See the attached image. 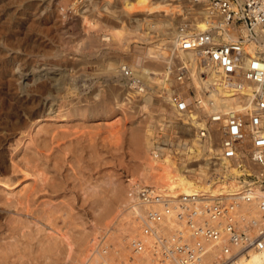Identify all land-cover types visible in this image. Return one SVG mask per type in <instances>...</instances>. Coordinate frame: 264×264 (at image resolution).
<instances>
[{
  "label": "bare ground",
  "instance_id": "obj_1",
  "mask_svg": "<svg viewBox=\"0 0 264 264\" xmlns=\"http://www.w3.org/2000/svg\"><path fill=\"white\" fill-rule=\"evenodd\" d=\"M68 2H69V0H59L56 4L57 11H59V9H58L59 7H62L61 13L64 14L63 9L65 11L64 6ZM167 2H168V4H167ZM114 3H116L120 6L119 11H113L112 10L113 8H115V6L113 5ZM88 4H91L93 6V10L91 9L92 10L91 12H89L88 14H85V11L83 8H87ZM161 4L167 5V7H162L163 8L162 9L163 14H161V12L159 13V11L156 13L153 11V13H155V14H152L153 18L151 20L148 18L145 19V17H144V21L142 23L138 24L139 27H142V29L140 28L142 30V32H141V34L138 35L139 37H142V40L147 41L148 39H150L149 33H150L151 29L154 32H159L161 34L160 36H162L160 38V41H162V42H160L159 44L157 43L156 45L152 46L154 49V51H152V53L143 54V52H142L143 58H147L150 61V62L148 61L150 64H148L147 67H142V69L140 70V69H137L135 66H133V64L128 63L129 61L126 62L124 60L123 61L121 60L120 62H118L116 64L112 61L107 60L105 72L107 71V74L110 76L112 74L117 75V77H115L116 78L115 81L116 80L118 81L120 77H123L124 69H126V67H128L131 70L132 76H135L136 78L139 79V83H138L136 90L134 92H136V94H138V95L135 94L136 99H137V101L142 102L141 108H144V109L147 106H150L149 103L152 102L151 97H152V95L154 96V93H152L153 88H151L150 83L155 84L157 82V85H160V87L161 86L163 87L162 89H160L161 94L163 92V94L165 96H167V94L169 92L171 93V95L169 97H167L168 98L167 100L168 101L170 100V101H169V103L167 102L168 104L165 103V104H167L166 105L167 107L165 108V110L167 111V115L171 118L170 120L173 119L174 123L170 122L173 124H175L177 122L181 123V120H183V122H185V120H186L187 123L193 125L194 127L198 126L194 117H191L189 119H181L175 110V98L177 97L176 94H180V93L184 92V90L190 85L195 87V93H196L195 98H196V100H198V102L195 103V105H197V107H199L197 109V115H200V113L207 115L206 113H208V115L211 116L212 114H215L217 112H225V111L230 110V109H236L240 112H243L244 114L249 113L248 111L251 108V102H250L251 97H252L251 92H252L253 88L251 86H245V85L242 88H239V90H240L239 92L241 94H243L244 96H247L246 99H243L242 102H239L238 101L239 100V98H238L239 94L236 93L233 83L230 84L229 81H227V80H225V78H223V75H222L223 73L218 69V67L211 66L210 64L203 66L202 62H199L196 59L193 51H188V50L187 51H179L177 48L178 37L179 36L183 37V35L179 34V30L178 29L176 30V28H174V30L172 32H170V28L173 26V23L170 21L171 19L169 17H172V14H174V13L177 14L178 12H180L179 7L182 6L181 4H185V5L191 4L190 8L189 9L187 8L186 11L184 12V13L188 12L189 14H191V17H193V20H192L193 24L188 23L186 25L187 31H194L196 33L197 32L198 33L204 32V30L206 31L207 30L206 28H208V24L213 23L215 17H212L211 15H209L210 16V18H209V16H208L209 13L207 12L208 10L204 4H202L196 0H79L76 4H72V6H70V7H71V11H73L74 13L78 12L79 22L81 24L80 31L83 32V34L86 36V39H87L86 40L87 44L84 47H86V48L90 47V46L93 47L94 45L102 47L104 45H107L108 47H110V46L111 47H110V50H107V51L105 50L106 53H110V52L114 53V49H115L114 46L115 45L117 48L119 47L118 49H120L121 47H124L123 45L128 40V37H129L128 35L130 33V30H131L123 22V19H121L120 14L122 13L123 16H124V14L128 16V15H130L131 11L135 8H139L140 10L145 12V11H147V7H149L150 5L153 6V8L160 10ZM80 5H81V7H80ZM82 9H83V11H82ZM102 9L109 13L108 14L109 17H112L113 19L117 20V21L113 20L115 26L111 25L110 27L109 26L106 27L105 25H103L105 28L100 27V26H99V28H97L98 25H96V24H98L99 21H97V17L95 18V16H96L95 12H96V10L100 11ZM60 10H61V8H60ZM89 11H90V9H89ZM216 24L217 23H215L214 25H216ZM92 29L94 32H97V33H98L97 30H103L104 31V33H101L102 36L97 35V37H99L98 39L100 40V41L97 40V44L94 43L95 38H94V34H92L93 32H91ZM105 29H107V30H105ZM97 33H95V34H97ZM163 35H166V36H163ZM186 36H189V35H186ZM233 36H234V33L229 34V33L224 32L223 37L221 39H214V40L216 41V43L221 44V43H224L225 41H229V39L233 38ZM167 38H169V40L166 41ZM95 41H96V39H95ZM101 41H103V42L105 41V43H103V42L100 43ZM93 43H94V45H93ZM252 45L253 44L249 42V43H246L244 47L246 50L249 51V50H251V48H253ZM8 47H9V45H8ZM174 49H177V53L179 54L180 58L185 59V60H187V63H190L187 65L188 67L190 66L189 68L192 71V73H190V75H191L190 81H185V82L180 83L176 79L174 80V76L171 73L170 68H169V66L171 64L170 58L173 55ZM86 51H85V53H86ZM98 51H97V53H98ZM138 51H139V49L136 48V46H134V50L132 51V53H135ZM90 52H92V51L90 50ZM127 52H131V51H127ZM129 55L132 56V54H130V53H129ZM133 55H135V54H133ZM135 56H138V55H135ZM136 59L138 61H140V58H136ZM85 62H87V61L85 60ZM55 63H52V64L57 65V68L48 67V68L38 69V66H37L36 69L31 68L28 72H24V69H22V67L21 68L16 67L17 69H14L12 66H10V68H6L8 70H4V72L1 73V75H0V172L4 171L6 174H8L10 172V171L8 172L9 166L6 167L8 164L5 165L7 160L5 162V159L3 156V153L6 151H4V150H3L4 152L1 151V148L4 146L3 145L4 142H6L8 139L6 136L7 131H10V130L13 131L16 128L18 130L25 128L28 131L30 129L31 125L33 126V124L37 118L43 117V116L44 117L49 116L50 112H54L56 110V107L59 106V105L56 106L57 100L54 101L53 97H49V92H51L50 90L54 89V91L58 90V92L60 93L59 89L61 87H64L65 77L67 75L65 76L64 73H62V70H65V69H60V64H58V63L55 64ZM61 66H63V65H61ZM93 68H95V67H93ZM153 70L156 71L155 74L157 72H159L160 75H162L163 79L162 80H155V79L151 78L150 77L151 73H149V72L153 71ZM201 70H203L205 72L206 77L201 78L199 76V72ZM67 77H69V76H67ZM193 82H194V84H197V86L194 85ZM237 82H238V80L234 81L235 84ZM169 85H171V89L169 88ZM141 86H142V88H141ZM69 89H70V87H68L66 90V93H63V94L64 95L68 94ZM111 91H112V88H111ZM55 92H57V91H55ZM124 92L130 93L129 89H127V88L124 89ZM109 93H110V91H109ZM111 94H112V92H111ZM186 97L190 100V98L188 96H186ZM116 98L117 97H115V99ZM73 102H74V100H73ZM101 103L102 102H100V104ZM57 104H61V103L58 101ZM76 104H78V103H75V105ZM105 104H107V103H105ZM73 106L74 105H72V106L70 105V107H73ZM103 106H104V103H103L102 107ZM106 106H108V105H106ZM77 107H78V105H77ZM77 107L70 108L68 111L69 112L73 111L72 113H74L77 110L79 111V109ZM97 108L98 107H96V109ZM85 109H86V107H85ZM85 109H83L84 110L83 112H85ZM103 110H104V108H103ZM163 110H164V108H163ZM98 111H100V110H98ZM112 111H114V108L110 106L108 109V113L110 114V113H112ZM65 112H66V110H65ZM78 113L81 116L80 111ZM148 115H150V114H148ZM162 118L163 117L161 114V117H158V120L159 119L162 120ZM164 118H166V117H164ZM164 118H163V121H160V122L165 123L166 121L164 120ZM167 119H169V118H167ZM150 122H151V124H150ZM110 127H111V125H110ZM154 127L155 126H153L152 121L148 120V121H145V124L143 125L142 129L140 127H136L131 134L132 146L136 152V159L138 160L137 161L138 163H137L136 169H135L136 176L134 178L129 179L126 186L122 185L123 187H120L119 185L121 183L118 184V188L114 187L115 184L112 185V182H108V183L105 182L107 186L102 187V192H103L102 194H104L103 197H100L98 195L100 193H98V192L95 193L93 191H90V193H88L89 194L88 198L91 199V201H92L91 203L99 205L100 211H98V212H97V210H96V212L94 211V213L92 215L93 219L91 221H89L90 223L88 225L86 224V222L85 223L81 222L83 232L79 233L78 237L75 238V237H72L71 235L64 234L63 238L66 241L64 243V249H63L62 253L59 252L60 255L62 254L61 259L55 258L52 260V258L50 256L51 254H55L53 252L55 250H57L56 244L54 246L49 245L47 248L42 249V252L40 253L39 256L46 262L45 264H118L121 260L124 262V264H154V261H156V258L154 256H152V254L148 250L149 245H152L153 236H152V234L148 235V234H145L143 232V228H144L143 221H144V218H146L148 212H159V213L162 212V209L164 208V204H162L160 202L159 198L165 199L166 202L169 203V208L172 211L170 214L173 215L174 212H173V208L171 207V204L177 203V200L179 199V196H181V195L182 196H190V195L200 196V195H204V194L210 195V196L222 195V196H231L229 198V199H231L233 197L232 195L237 194L239 192L240 184L238 182L237 177H235V174H237L238 170L234 169L233 166H231V168H229V166L231 165V164L229 165V162H225V164L229 165V166H227L224 169L222 168V170L220 171V174L222 177L221 180H216L214 177H209V175L206 174L205 168H204L206 162H197L198 165H197L196 172H193L191 174L189 173L190 171L188 170V163L196 161L202 157L203 158L206 157V156L204 157L206 147L204 146V144L202 143V140L197 135L196 130L190 129L189 126L187 125L186 128L188 131V135L186 134L187 136H184V137H182V135H181V139L179 141H177L176 147L174 148V150L176 152L172 153V150L169 149L170 147L160 146L159 144L154 143L159 138L157 136V134H155V131L153 130L156 128V127L155 128ZM25 129H24V131H25ZM55 131L57 132V130H55ZM14 132L15 131H13V133ZM41 132L47 134V136H45L43 134L44 137L40 140L39 143H37V138H35V137L32 138L30 136L28 137L30 139V140L28 139L29 143H31V145H33L34 148H36L38 153H40L43 150L42 148L47 146V144H48V146L46 147L47 150L45 149L46 152H48L52 148L57 147L56 149H58L60 147L58 145L55 147L52 146V144H55V143L57 144L59 142L58 140H57L58 142L54 141V137L57 136L56 133L53 134L52 130H51V132H47L43 129V127L38 128V133H41ZM68 132L70 133V131H68ZM76 133L77 132L75 131V133H72V135H74V134L76 135ZM27 134H28V132H26V135ZM168 134H170V133H168ZM168 134L166 135L167 138H169ZM10 136H12V135H10ZM67 137H69V136H67ZM67 137H65V138H67ZM71 137H73V136H71ZM68 140H69V138H68ZM110 140H112V139H110ZM70 141H72V138L70 139ZM73 141H74V139H73ZM167 142L170 143L171 145H173V143H174V142L171 143L169 141H167ZM8 143H10V142H8ZM29 143L25 145L26 148H24V149L28 150L27 145H29ZM88 143H89V141H88ZM70 144H73V142ZM17 146H18V144H17ZM71 148H73V147H71ZM80 148H82V147H80ZM15 149H17V148H15ZM36 150L34 149V151H36ZM57 151H58L57 153H61V151L59 149ZM46 152H44V153H46ZM66 152H67V149H66ZM27 153H28V151H27ZM41 154L42 153H40V156H41ZM62 154H64V153H61V155ZM45 155H47V154H45ZM67 155L69 156V154H67ZM81 155H83V154L81 153ZM73 156H74V154H73ZM48 158H46V159H48ZM62 158H63V156H62ZM62 158H61V160H62ZM75 158H76V156H75ZM24 159L26 160L25 155H24ZM24 159H22V160H24ZM37 159H38V156H37ZM46 159H44V160H46ZM68 159H71V158H68ZM65 160H66V158H65ZM32 162H33V160H32ZM80 162L82 163L81 160H80ZM39 163L42 164L41 161ZM25 164H26V162H25ZM34 164H36V163H34ZM34 164L32 165L33 167L35 166ZM45 164H47V162H45ZM36 165L38 166L39 164H36ZM59 165H61V164H59ZM77 166H78V164H77ZM34 168L37 169V167H34ZM59 168H60V166H59ZM14 169H16V167ZM54 169H56V168H54ZM12 170H13V167H12ZM25 170H27V169H25ZM69 170H70V168H69ZM72 170H73V168H72ZM39 171H41V169ZM49 171H46V172H49ZM79 171L81 173V170H79ZM187 171H189V172L186 173ZM198 171H200L202 173L201 176L197 175ZM46 172H44V173H46ZM31 173L34 174V172H31ZM0 174H2V173H0ZM36 174H38V170H37ZM61 174L62 173H60V175ZM44 175L48 176L47 173ZM83 175H84V173H83ZM40 177L42 178V175ZM7 178L8 177H6L4 179V178L0 177V184L8 185L9 180H11V182L14 180V178L10 177V175H9V179H7ZM46 178H44V179H46ZM55 178H56V176L54 174V178H52V180ZM58 180H60V179L58 178ZM66 180H68V179H66ZM62 181H63V179H62ZM84 181L87 182L86 179ZM92 181L93 180H91V182ZM212 181H213V183H212ZM15 182L17 183V181H13V184ZM91 182H89V186H90ZM35 183H36V181H35ZM69 183H70V180H69ZM38 184H41V183L38 182ZM56 184H57V182H56ZM62 185H61V188H62ZM29 186L31 187L32 185L30 184ZM142 186H144V190L141 189ZM40 187L42 188V186H40ZM66 187H68V186H66ZM66 187H64V188H66ZM22 188L24 190V186ZM64 188H62V189L65 191L66 189H64ZM70 188H71V186H70ZM76 188H78V187H76ZM29 189H32V188H28V190ZM78 189H80V188H78ZM78 189H73V190H75V192H77L76 190H78ZM27 191H25V193L28 196ZM53 191H51L50 193H52ZM80 191H81V189H80ZM142 191H144L143 195H146L145 199H142V197L140 195ZM11 192H13V191H11ZM32 192H33V190H32ZM32 192L30 193L29 196H32L31 195ZM44 192H45V190H44ZM48 192H49V190H48ZM54 192H57V191L55 190ZM85 192H86V190H85ZM37 193L39 194L38 190H37ZM18 194H19V192H18ZM18 194H16V196ZM35 194H36V192H35ZM27 196L24 197L23 199H21L23 196H20V200L18 199V201H15V199H13V200L15 201V203L18 202L17 204L23 205L22 203H24L23 207L29 208V202L30 201L28 202V200H30L31 198L30 197L28 198ZM34 197H35V195H34ZM63 197H65V196H63ZM98 197L101 198L100 203L98 201ZM12 198H14V197H12ZM7 200H10V199H8V197H7ZM13 200H10L11 204H12ZM37 200H34L33 202H35V201L38 202ZM68 200H70V199H68ZM3 201H4V199H3ZM4 202H6V201H4ZM43 202H45V201H43ZM63 202L65 203V201H62V203ZM69 202L70 201H68V203ZM48 203H49V201H48ZM91 203L89 205H91ZM11 204L10 203L7 204L6 205L7 208H9L8 206H10ZM69 204H71V202ZM69 204L67 206H69ZM100 204H102V205H100ZM2 205L3 204H1V206ZM64 205H66V204H64ZM33 206H36V205H33ZM46 206H47V204H46ZM59 206L57 205V206H55V208L56 207L59 208ZM5 207H4V209H5ZM99 207H97V208H99ZM32 208H34V207H32ZM60 208H62V207H60ZM253 208H255V206L250 207L249 205H245L244 203H241L239 206V209H238V213L243 215V216H246V215L248 216V215L255 212ZM0 209L2 210V208H0ZM9 209H11V208H9ZM9 209H5V210L8 211ZM14 209H16L15 205H14ZM1 210H0V212H1ZM58 211H60V209ZM21 212L16 211V212H12V214L13 213H19L20 214ZM25 212H26V210H25ZM34 212H35V210H34ZM23 214H25L24 211H23ZM27 215H29V214H27ZM14 216L16 217V214H14ZM37 216L35 217V219L38 218ZM52 217H54V216H51L50 218H52ZM59 217H61V216H59ZM22 218H24V217H21V219ZM4 219H6V218L4 217ZM19 219H20V217H19ZM45 219L48 220V217H46ZM27 220H28V218H27ZM161 220H164L166 223V219H161ZM161 220L157 221L155 223H152V225L155 226L157 232H160L161 234H163L166 239L170 238L174 233H176V230L181 227V225L179 223H176L174 221L173 222L170 221V219H168V217H167L168 223H166V224L164 222H162ZM2 222L3 221H1V216H0V232H1L2 228L6 226L7 229L6 228H4V229H6L9 232L8 237H10V238H13L14 234L18 233L22 228L25 229V227H26V225L22 222H21L22 224H21L20 228H18L17 222H14V221L12 222L10 220L7 222L6 225H4L5 223H2ZM27 222L30 223L29 221H27ZM32 223H30V224H32ZM74 223L76 224V222H74ZM36 224H38V223H36ZM76 226H78V225H76ZM24 229H23V232H24ZM28 229H26V230H28ZM59 232L60 231H58V233ZM69 232H71V231H69ZM0 235L2 236V234H0ZM35 235L36 234H34V236ZM31 236L34 237L33 235H31ZM39 236H37V237H39ZM15 237L18 238L17 236H15ZM16 238H14V239H16ZM137 240H139L143 244V248L139 252H134L132 250L130 244L132 243V241H137ZM17 241L24 242V241H22V239L17 240ZM36 241H38V239H36ZM26 243L27 242H25V244ZM34 248H35V246H34ZM28 249L27 248L24 249V250H26V252L20 254L19 255L20 258L25 256V255L27 256L28 254H30V256H31V253H29L30 251ZM16 253H20V249L18 248L17 244L10 243V244L0 245V264H5L6 260L9 258V256L13 257L12 254H16ZM130 257H132L133 259L129 263L128 261H129ZM34 258H36V256ZM30 259H33V258H30ZM34 261L36 262V259ZM262 263H264V257H262L260 254H255V253L251 254L249 257H246L240 261V264H262Z\"/></svg>",
  "mask_w": 264,
  "mask_h": 264
},
{
  "label": "rangeland",
  "instance_id": "obj_2",
  "mask_svg": "<svg viewBox=\"0 0 264 264\" xmlns=\"http://www.w3.org/2000/svg\"><path fill=\"white\" fill-rule=\"evenodd\" d=\"M58 1L59 0H0V75H1V73L4 72V70H8L6 68H10V66H12L14 69L22 67V69H24V72H28L31 68L36 69L37 66H38V69L48 68V67L57 68V65L52 64V63L56 62V63L60 64V69H65V70H62V73H64L65 76L66 75L69 76V77H67V76L65 77V85H64V87H61L59 89L60 93L58 92V90H55V91H57V92H55L54 89L50 90L51 92H49V97H53L54 101L57 100L56 106L59 105L62 109L58 106V107H56V110H55L56 112L55 111L50 112L49 116H46V117L43 116V117L37 118L35 120L33 126L31 125V127L28 131L25 128H22L20 130H18L16 128L13 130V131H15L14 133L12 130L7 131L6 136L8 139L6 142H4V144H3L4 146L2 145L3 147L1 148V151L2 152L6 151L3 153L5 162L7 160L5 165L8 164L6 167L9 166L8 172L10 171L9 173L8 172L7 173L10 175V177L14 178L13 181H17V183L15 182L13 184V181L11 182V180H9L8 185L0 184V203L3 204L2 205L3 207L0 204V208H2V210L0 209L1 210V212H0L1 221H3L2 223H5L4 225H6L7 222L10 220L12 222L13 221L17 222L18 228H20L22 223H24L26 225L25 229L22 228L18 233H16L17 235L14 234L13 238L8 237L9 232L6 230L7 229L6 226L2 228V230L0 232V234H2V236L0 235V245L15 243V244H17L18 248L20 249V253L12 254L13 257L9 256V258L6 260L5 264H26V263L27 264H45L46 262L39 255L42 252V249L47 248L49 245L54 246L55 244H56L57 250H55L53 252L55 254H51L50 256H51L52 260L55 258L61 259L62 254L60 255L59 252L62 253V251L64 249V243L66 241L63 238L64 234L71 235L72 237H75V238L78 237V234L83 232L82 231V223L86 222V224L88 225L90 223L89 221H91L93 219L92 215H93L94 211L95 212H96V210H97V212L100 211L99 205L91 203L92 201H91V199L88 198V196H89L88 193H90V191H93L95 193L98 192V193H100L98 195L100 197H103L104 194H102L103 193L102 187L107 186L106 183L112 182V185L115 184L114 187H117V188H118V184L121 183L119 186L123 187V186H126L129 179L134 178L136 176L135 169H136V165L138 163L137 162L138 160L136 159V152L133 149L132 142H131V134H132L133 130L136 127H140L142 129L143 125L145 124V121L151 120L153 123V126L156 127V128L154 127L155 129H153V130L155 131V134H157V129L160 127V125H162V124L163 125L164 124H173L174 123L173 119L170 120L171 118L167 115V111L165 110V108L167 107L166 105L170 101V100L169 101L167 100L168 99L167 97H169L171 95V93L169 92L167 94V96H165L163 94V92L161 94L160 89H162L163 87L162 86L160 87V85H157V82L155 84L150 83L151 88H153L152 93H154V96L152 95L153 98L151 97L152 102L149 103L150 106H147L144 109V108H141L142 102L137 101V99H136V96H135L136 92H132L131 90H129L130 93L124 92L125 87L121 83H119V81H117V80L115 81V79H116L115 77H117V75L112 74L110 76L107 74V71L105 72L107 60L112 61L116 64L118 62H120L121 60L122 61L124 60L126 62L129 61L128 63L133 64V66H135L137 69H140V70L142 69V67H147L148 64H150L149 63L150 61L147 58H143L142 52H143V54L152 53V51H154L152 46L156 45L157 43L159 44L160 42H162V41H160V38L162 36H160L161 34L159 32H154L151 29L150 33H149L150 39H148L147 41L142 40V37L138 36L142 32V30H141L142 27H139L138 24L142 23L144 21V17H145V19L148 18L151 20L153 18L152 14H155L158 11H159V13L161 12V14H163V10H162L163 8L162 7H167V5L161 4L160 10L155 9V8H153V6L150 5L149 7H147V11H145L146 13L143 12L142 10H140L139 8L133 9L131 11L130 15H128V16L125 14L123 16V14L121 13L120 14L121 19H123V22L127 25V27H129V29H131L130 33L128 35L129 36L128 40L123 45L124 47H121L122 49L121 48L118 49L119 47L117 48L115 45L114 46V48H115L114 53L113 52L112 53L111 52L106 53L107 50H110L111 46L108 47L107 45H104L101 47V46L94 45V43L97 44V40H99L98 39L99 37H97V35L102 36L101 33H104L103 30H97L98 31V33H97V32H94L92 29L91 32H93L92 34H94V38L96 39V41H95V39L93 38L94 39V43H93L94 46L93 47H91V46L87 47L88 49L86 47H84L87 44V41H86L87 39H86V36L83 34V32L80 31L81 24L79 22L78 12L74 13L73 11H71V7H70V6H72V4H76L79 0H69V2H68L69 4L67 3L64 6V8H65V11L63 9L64 14L61 13L62 7L58 8L59 11H57V9H56V4ZM167 4H168V2H167ZM113 5L115 6V8L112 9L113 11H119L120 10V6L118 4L114 3ZM181 5L182 6L179 7L180 12H178L177 14L174 13V14H172V17H169L171 19L170 21L173 23V26L170 28V32H172L174 30V28H176V30H177L179 24L184 22V21H188L186 24H188V23L193 24V21H192L193 17H191V14H189L188 12L184 13L187 8L188 9L190 8L191 4L190 5L181 4ZM80 7H81V5H80ZM60 8H61V10H60ZM88 8L90 9V11ZM83 9L85 11V14H88L89 12H91L93 10V6L91 4H88L87 8H83ZM83 9H82V11H83ZM153 11L155 13H153ZM95 13H96L95 18L97 17V21H99L98 24H96V25H98L97 28H99V26L104 27L103 25H105L106 27H108V26L110 27L111 25L115 26L114 21H117V20L113 19L112 17H109V15H108L109 13L107 11H104L102 9L100 11L96 10ZM105 30H107V29H105ZM95 33H97V34H95ZM163 36H166V35H163ZM167 40H169V38H167L166 41ZM102 42L103 41H101L100 43H102ZM103 43H105V41ZM8 45H9V47H8ZM134 46H136V48H138L139 51L132 53V51L134 50ZM90 50L92 52H90ZM126 50L131 51V52H127ZM85 51H86V53H85ZM97 51H98V53H97ZM129 53L132 54L133 57L130 56ZM133 54L138 55V56H135ZM136 58H140V61H138ZM85 60L87 62H85ZM61 65H63V66H61ZM93 67H95V68H93ZM155 72H156L155 70L150 71L149 72V73H151L150 77L155 79V80H162L163 79L162 75H160L159 72H157L155 74ZM193 84H194V82H193ZM194 85L197 86V84H194ZM68 87H70V89L68 91V94H65L66 95L65 96L63 93H66V90ZM111 88H112V91H111ZM169 88L171 89V85H169ZM109 91H110V93H109ZM111 92H112V94H111ZM136 95H138V94H136ZM115 97H117V98L115 99ZM73 100H74V102H73ZM58 101L61 104H57ZM100 102H102L101 103L102 105L104 103L103 107L100 104ZM75 103H78V104L75 105ZM105 103H107V104H105ZM165 103H167V104H165ZM70 105L71 106L74 105L73 107H77V105H78L77 108L79 109L81 116L79 115L78 110L74 112L75 114L72 113L73 111L69 112L68 110L70 108H73V107H70ZM106 105H108V106H106ZM110 106L114 108V111H112V113L109 114L108 109ZM85 107H86V109H85ZM96 107H98V108L96 109ZM103 108H104V110H103ZM163 108H164V110H163ZM83 109H85V112H83L84 111ZM65 110H66V112H65ZM98 110H100L101 112ZM148 114H150V115H148ZM161 114H162L163 118L166 117V118H164V120L166 121L165 123L160 122V121H163V118H162V120H160L161 118L158 120V117H161ZM167 118H169V119H167ZM170 122H173V123H170ZM150 124H151V122H150ZM110 125H111V127H110ZM41 127H43V129L47 132H51V130H52L53 134L56 133L57 136L54 137V141L55 142L59 141V142L57 144L56 143L52 144V146L53 147H55L57 145L60 146L58 149L61 151V153H64V154L61 155V153H57L58 152L57 151L58 149H56L57 147L52 148L48 152H46V150H47L46 147L48 146V144H47V146H45L43 148L41 147L44 151L42 150L40 152V153H42L40 156V153L37 152L36 148H34V146L31 145V143H29L28 137L30 136L32 138H34V137L37 138V143H39L40 140L44 137V135L47 136V134H45V133H42V132L38 133V128H41ZM24 129H25V131H24ZM55 130H57V132ZM68 131H70V133ZM75 131L77 132L76 135L75 134L72 135V133H75ZM26 132H28L29 135L28 134L26 135ZM10 135H12V136H10ZM64 136L65 137L69 136V137L65 138ZM71 136H73V137H71ZM70 137L72 138V141H70V139H71ZM68 138H69V140H68ZM73 139H74V141H73ZM110 139H112V140H110ZM88 141H89V143H88ZM8 142H10V143H8ZM69 142L70 143L73 142V144H70ZM28 143H29V145H27L28 150L24 149V148H26L25 145ZM17 144H18V146H17ZM14 147L17 149H15ZM71 147H73V148H71ZM80 147H82V148H80ZM65 148L67 149V152H66ZM34 149L36 151H34ZM26 150L28 151V153ZM44 152H46V153H44ZM66 153L69 154V156ZM81 153L83 155H81ZM45 154H47V155H45ZM73 154H74V156H73ZM24 155L26 157V160L24 159ZM37 156H38V159H37ZM62 156H63V158H62ZM75 156H76V158H75ZM48 157L49 158L51 157L50 158L51 160ZM46 158H48L49 160ZM61 158L63 161L61 160ZM65 158H66V160H65ZM68 158H71V159H68ZM22 159H24V160H22ZM44 159H46V160H44ZM32 160L34 163L39 164V165L37 166L36 164H34L32 162ZM80 160L82 161V163L80 162ZM40 161L43 165L39 163ZM25 162H26V164H25ZM45 162H47V164H45ZM33 164L35 165L34 167H37V169L32 166ZM59 164H61V165L63 164V165L61 166ZM77 164H78V166H77ZM59 166H60V168H59ZM12 167H13V170H12ZM15 167H16V169H14ZM68 167L70 168V170ZM24 168L27 170H25ZM54 168H56V169H54ZM72 168H73V170H72ZM40 169H41V171H39ZM78 169L81 170V173ZM37 170H38V174H36ZM43 171L44 172L49 171L50 173L46 172L48 175V176H46V175H44L46 173H44ZM31 172H34V174ZM0 173H2V174H0L1 175L0 177H2L4 179L6 177H8L7 179H9V175L6 174L4 171L0 172ZM60 173H62V174L60 175ZM83 173L85 176L83 175ZM54 174H55L56 178L52 180V178H54ZM35 175L36 176L38 175V176L36 177ZM41 175H42V178L40 177ZM197 175L201 176L202 173L200 171H198ZM44 178H46V179H44ZM58 178L60 180H58ZM61 178L63 179V181ZM65 178L68 180H66ZM85 179L87 180V182L84 181ZM69 180H70V183H69ZM91 180H93V181L91 182ZM35 181H36V183H35ZM37 181L41 184H38ZM88 181L91 182L90 186H89ZM56 182H57V184H56ZM30 184L32 185L31 187L29 186ZM61 185H62V188L66 187V186H68V187L64 188V189H66L64 191L61 188ZM23 186H24V190L22 188ZM40 186H42L43 189ZM70 186L72 189L70 188ZM76 187L80 188L81 191H80V189H78ZM28 188H32V189L28 190ZM46 188L49 190V192ZM73 189H78L79 191L76 190L77 192H75V190H73ZM32 190H33V192H32ZM37 190H38L39 194L37 193ZM44 190H45V192H44ZM53 190L54 191L56 190L57 192H54ZM85 190H86V192H85ZM11 191H13V192H11ZM25 191H27L28 196L25 193ZM30 191L32 192V194H31L32 196H29L31 193ZM51 191H53V192L50 193ZM18 192H19V194H18ZM35 192H36V194H35ZM16 194H18V195L16 196ZM34 195H35V197H34ZM20 196H23L21 199H23L26 196L28 198L30 197L32 199V200L31 199L28 200V202L32 201L31 203L29 202V208L23 207L24 203H22L23 205L17 204L18 202L15 203V201H18V199L20 200ZM63 196H65V197H63ZM7 197L10 200L15 199V201L13 200V202L11 204V201L7 200ZM12 197H14V198H12ZM100 197H98L99 203H100V199H101ZM67 198L70 200H68ZM3 199L6 202H4ZM34 200H37L38 202H36V201L33 202ZM43 201H45V202H43ZM48 201L50 204L48 203ZM62 201H65V203L64 202L62 203ZM68 201H70L71 204H69L70 202L68 203ZM88 201L91 203V205H89L90 203ZM9 203L11 205L8 207L11 209L7 208V206H6ZM46 204L49 208L46 206ZM64 204H66V205H64ZM68 204H69V206H67ZM14 205H15L16 209H14ZM33 205H36V206H33ZM57 205L58 206L60 205L59 208L58 207L55 208V206H57ZM100 205H102V204H100ZM4 207H5V209H9V210L6 211L4 209ZM32 207H34V208H32ZM60 207H62V208H60ZM97 207H99V208H97ZM59 209H60V211H58ZM25 210H26V212H25ZM34 210H35V212H34ZM16 211L17 212L22 211V212L20 214L19 213H13L12 214V212H16ZM23 211L25 214H23ZM14 214H16V217L14 216ZM27 214H29V215H27ZM36 216L38 217V218H36L37 220L35 219ZM51 216H54V217L50 218ZM59 216H61V217H59ZM4 217L6 219H4ZM19 217H20V219H19ZM21 217H24V218L26 217V218L21 219ZM46 217H48V220L45 219ZM27 218H28V220H27ZM26 220L29 221L30 223L33 222L34 224L33 223L30 224ZM74 222H76V224ZM36 223H38V224H36ZM76 225H78V226H76ZM4 228H6V229H4ZM23 229H24L25 233L23 232ZM26 229H28V230H26ZM58 231H60V232L58 233ZM69 231H71V232H69ZM34 234H36V235L34 236ZM31 235H33L34 237H32ZM15 236H17L18 238H16ZM37 236H39V237H37ZM14 238H16L17 240L22 239V241H24V242L17 241ZM36 239H38V241H36ZM25 242H27V243L25 244ZM34 246H35V248H34ZM26 248L27 249L29 248L28 250L30 251L29 253H31V256H30V254H28L27 256L24 254L25 256L20 258L19 255L22 253H25L26 250H24V249H26ZM35 256H36V258H34ZM30 258H33V259H30ZM35 259H36V262L34 261Z\"/></svg>",
  "mask_w": 264,
  "mask_h": 264
},
{
  "label": "built area",
  "instance_id": "obj_3",
  "mask_svg": "<svg viewBox=\"0 0 264 264\" xmlns=\"http://www.w3.org/2000/svg\"><path fill=\"white\" fill-rule=\"evenodd\" d=\"M196 1L205 5L208 16L215 17L214 21L201 33L187 31L188 21L180 23L178 30L183 37H178V50L193 51L203 66L218 67L223 78L233 83L239 102L247 98L239 88L251 86V108L246 114L230 109L211 116L208 113L197 115L195 87L190 85L184 92L176 94L175 110L181 119L194 117L198 126L194 127L186 120L162 124L157 129L159 138L154 143L168 146L175 153L181 135L188 134V125L196 130L206 147V157L188 163L190 172L186 173L196 172L197 162H206V174L221 180L220 171L231 164L229 168L233 166L238 170L235 177L240 184L239 192L231 199V196L222 195H181L177 203L171 204L173 215L169 203L159 198L164 208L160 213L148 212L143 221V232L153 236L148 250L156 258L154 264H240L253 253L264 257V0ZM224 32L234 33L233 38L216 43L214 39H221ZM249 42L253 48L248 51L244 46ZM170 59L169 68L174 80L190 81L192 71L187 66L190 63L179 57L177 49ZM199 76L204 78L206 74L201 70ZM118 81L132 92L139 83L128 67ZM167 141L174 143L171 145ZM141 189L144 190V186ZM143 194L144 191L140 195L145 199ZM241 203L255 206V212L248 216L239 214ZM167 217L181 225L168 239L152 225L161 219L168 223ZM130 245L134 252L143 248L139 240ZM132 259L130 257L128 262ZM118 264L124 262L121 260Z\"/></svg>",
  "mask_w": 264,
  "mask_h": 264
}]
</instances>
